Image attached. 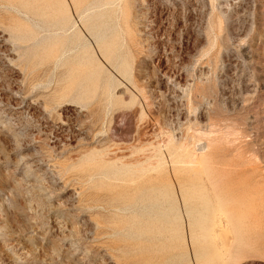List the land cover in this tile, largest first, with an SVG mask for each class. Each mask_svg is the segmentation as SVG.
<instances>
[{
    "label": "rangeland",
    "instance_id": "obj_1",
    "mask_svg": "<svg viewBox=\"0 0 264 264\" xmlns=\"http://www.w3.org/2000/svg\"><path fill=\"white\" fill-rule=\"evenodd\" d=\"M0 264H264V0H0Z\"/></svg>",
    "mask_w": 264,
    "mask_h": 264
},
{
    "label": "bare ground",
    "instance_id": "obj_2",
    "mask_svg": "<svg viewBox=\"0 0 264 264\" xmlns=\"http://www.w3.org/2000/svg\"><path fill=\"white\" fill-rule=\"evenodd\" d=\"M201 159H203V158H201ZM204 161H205V160H204ZM194 162H195V161H194ZM201 162H202V161H201ZM195 170H196V169H195ZM181 207H182V206H181ZM220 213H221V212H220ZM221 214H222V213H221ZM223 214H224V213H223ZM224 215H225V214H224ZM227 218H228V216H227ZM192 223H193V222H192ZM235 241H236V240H235ZM236 242H237V241H236ZM236 242H235V243H236ZM231 259H232V258H231Z\"/></svg>",
    "mask_w": 264,
    "mask_h": 264
}]
</instances>
